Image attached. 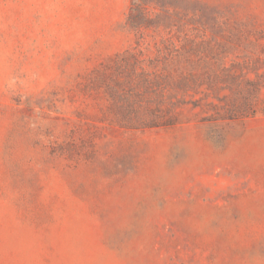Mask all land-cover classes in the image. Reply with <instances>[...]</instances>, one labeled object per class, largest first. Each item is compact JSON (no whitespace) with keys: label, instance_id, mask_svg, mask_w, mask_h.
I'll return each mask as SVG.
<instances>
[{"label":"rangeland","instance_id":"obj_1","mask_svg":"<svg viewBox=\"0 0 264 264\" xmlns=\"http://www.w3.org/2000/svg\"><path fill=\"white\" fill-rule=\"evenodd\" d=\"M0 264H264V0H0Z\"/></svg>","mask_w":264,"mask_h":264}]
</instances>
